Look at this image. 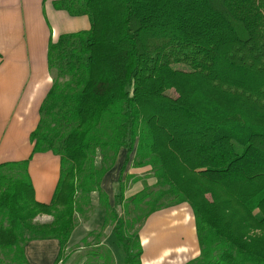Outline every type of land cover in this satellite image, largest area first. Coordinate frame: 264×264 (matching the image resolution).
I'll return each instance as SVG.
<instances>
[{
    "label": "trees",
    "instance_id": "16d2710c",
    "mask_svg": "<svg viewBox=\"0 0 264 264\" xmlns=\"http://www.w3.org/2000/svg\"><path fill=\"white\" fill-rule=\"evenodd\" d=\"M54 5L91 23L50 43L53 85L31 133L33 152L60 156V179L51 202L42 203L29 158L0 164V250L29 264V241L57 239L54 264L64 263L76 215L97 191L103 227L112 222L125 264H142V246L118 207L149 206L141 224L182 201L193 209L201 246L187 264H264V0ZM121 149L111 205L101 183ZM133 152L132 164L151 165L157 183L126 197ZM42 214L53 220L36 223ZM96 245L89 252L96 261L87 264H115L111 250Z\"/></svg>",
    "mask_w": 264,
    "mask_h": 264
},
{
    "label": "crops",
    "instance_id": "0c3cea01",
    "mask_svg": "<svg viewBox=\"0 0 264 264\" xmlns=\"http://www.w3.org/2000/svg\"><path fill=\"white\" fill-rule=\"evenodd\" d=\"M55 1L0 0V164L29 158L28 172L35 198L42 203L53 199L61 174L60 156L50 151L33 152L31 141V133L40 121L42 103L53 85L49 45L62 34L91 27L87 15L72 16L56 8ZM124 151L120 150L115 165L105 173L101 183L111 205L118 193ZM140 190L130 189L125 196ZM76 216L68 247L89 244L86 239L91 241L97 237L91 244H104L111 250L115 264H125V254L113 232L112 222L103 227L104 209L98 207ZM36 219L40 223L53 220L47 214ZM96 229L102 234L94 235ZM137 232L142 264H187L201 253L195 215L186 201L150 213ZM24 251L29 264H54L60 243L57 239H36L29 241Z\"/></svg>",
    "mask_w": 264,
    "mask_h": 264
},
{
    "label": "rangeland",
    "instance_id": "374dc122",
    "mask_svg": "<svg viewBox=\"0 0 264 264\" xmlns=\"http://www.w3.org/2000/svg\"><path fill=\"white\" fill-rule=\"evenodd\" d=\"M170 93L175 94L174 91H170ZM124 152H126V150ZM100 153L101 152L98 149L95 158V164L97 165V167H101L102 164V158ZM133 157L134 152L131 155V160L128 163L126 171L123 175L124 184L126 187L125 192L130 189L135 190L138 188H141L142 190L146 186L154 187V184L157 183V178L155 176L156 174L153 167L151 165L136 167L132 164ZM92 193L91 196H93L94 203H92L93 201L91 197V203L84 206V213L81 214L82 216L87 213H90L91 211H94V209L98 207H101L99 203V193L97 191H94ZM130 207V211H125L124 207L121 205L118 207V211L120 212V214H123L125 218L131 222V224H133V227H131L130 229L132 230V232H134L137 231V228L140 225V221L149 211L150 207L145 205H142L136 209H134L132 206ZM35 222L40 223V221H37V219H35ZM98 232H101L100 229H96L93 234L95 235ZM96 236H99V234ZM96 239L92 238L91 241H88V239H86L89 244H76L72 247H68L65 251L67 259L62 264H87L90 260L95 262L96 260L89 255V252L91 249L96 248V244H91V242H94V240ZM0 264H16L12 259L11 252H9L7 249L0 250Z\"/></svg>",
    "mask_w": 264,
    "mask_h": 264
}]
</instances>
